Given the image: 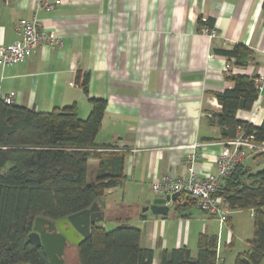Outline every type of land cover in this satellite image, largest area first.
<instances>
[{
  "label": "crops",
  "instance_id": "obj_1",
  "mask_svg": "<svg viewBox=\"0 0 264 264\" xmlns=\"http://www.w3.org/2000/svg\"><path fill=\"white\" fill-rule=\"evenodd\" d=\"M36 4L0 0V45L13 44L15 23L36 13L62 46H38L24 62L0 67V98L12 95L15 106L40 113L75 105L80 119L91 111L89 98L105 101L95 143L124 154L123 180L101 198L104 219L95 225L138 229L152 264L161 263L163 251L180 248L195 258L201 235L216 237L217 264H234L253 236L250 211H231L221 225L194 206L176 211L170 204L165 215L143 209L159 198L153 183L186 176L193 146L196 174H217L215 160L227 142L215 123L221 112L215 95L231 86L228 74L264 80L263 0H58L38 12ZM202 26L217 37L202 34ZM238 43L251 51L244 67L216 52ZM86 75L88 95L81 87ZM236 116L261 125L264 81L251 110ZM98 164L89 161V181ZM244 167L261 171L262 157H249ZM64 263L78 264L75 246L66 248Z\"/></svg>",
  "mask_w": 264,
  "mask_h": 264
},
{
  "label": "trees",
  "instance_id": "obj_2",
  "mask_svg": "<svg viewBox=\"0 0 264 264\" xmlns=\"http://www.w3.org/2000/svg\"><path fill=\"white\" fill-rule=\"evenodd\" d=\"M216 52L238 67L246 66L251 56L240 43ZM226 78L231 86L215 95L221 106L214 116L221 139L228 142L241 135L262 144L264 121L253 126L236 116L240 110L250 111L256 102L257 78L230 74ZM87 80L86 75L81 82L86 95ZM88 102L91 111L80 119L75 105L40 113L6 105L0 98V264H49L42 248L29 241L34 220L57 221L86 210L122 182L124 154L95 143L105 101L89 98ZM259 156L261 171L252 174L239 166L221 185L231 211L254 214L249 249L239 253L234 264H260L264 259V152ZM91 160L99 164L89 181ZM177 202L176 211L193 206L191 200L184 205ZM75 247L78 264H152L153 260L152 250L140 246V231L125 225L112 231L92 225L89 236ZM197 250L195 258L187 248L163 251L160 264H217L216 237L201 235Z\"/></svg>",
  "mask_w": 264,
  "mask_h": 264
},
{
  "label": "built area",
  "instance_id": "obj_3",
  "mask_svg": "<svg viewBox=\"0 0 264 264\" xmlns=\"http://www.w3.org/2000/svg\"><path fill=\"white\" fill-rule=\"evenodd\" d=\"M58 0H37L36 12L49 10ZM17 40L11 45H0V67L11 66L27 60L38 46L61 47L62 39L43 29L36 13L31 19H20L14 25ZM200 32L210 39L217 37V32L208 26H202ZM233 61V60H230ZM230 65L226 66V72ZM263 78H257L259 91L263 84ZM6 105H14L12 95L1 97ZM194 152L187 157L185 162L186 176L184 178H172L163 176L152 184V192L159 198L177 195L179 205H184L191 200L196 210L215 218L221 225H225L231 212L229 206L221 195V185L239 166H245L252 154L259 155L264 152V142L260 145L253 144L249 138L239 135L236 139L228 141L225 148L215 160L217 174L199 177L194 170L196 161V147ZM174 203V202H173ZM168 202L167 205L173 204ZM251 212V216H253Z\"/></svg>",
  "mask_w": 264,
  "mask_h": 264
},
{
  "label": "water",
  "instance_id": "obj_4",
  "mask_svg": "<svg viewBox=\"0 0 264 264\" xmlns=\"http://www.w3.org/2000/svg\"><path fill=\"white\" fill-rule=\"evenodd\" d=\"M177 195L156 198L152 204L143 209L153 215H165L169 211L168 202H175ZM104 203L101 199L94 202L88 209L68 216L67 218L52 221L42 217L34 220L29 241L35 247H41L49 264H65L64 255L68 246H78L90 234V227L104 219L101 210Z\"/></svg>",
  "mask_w": 264,
  "mask_h": 264
},
{
  "label": "rangeland",
  "instance_id": "obj_5",
  "mask_svg": "<svg viewBox=\"0 0 264 264\" xmlns=\"http://www.w3.org/2000/svg\"><path fill=\"white\" fill-rule=\"evenodd\" d=\"M255 154H252L251 155V157H253ZM248 213V212H247ZM106 225V224H105ZM108 225V224H107ZM106 225V227H105V231H111V230H113L114 228L113 227H109V226H107ZM113 228V229H112ZM264 260V259H263ZM263 260L261 261V263L260 264H264V262H263Z\"/></svg>",
  "mask_w": 264,
  "mask_h": 264
}]
</instances>
